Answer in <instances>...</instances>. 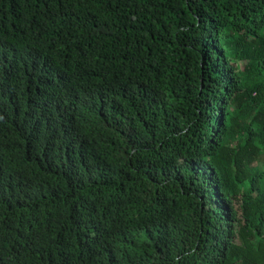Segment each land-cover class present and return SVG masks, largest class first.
<instances>
[{
  "label": "trees",
  "instance_id": "obj_1",
  "mask_svg": "<svg viewBox=\"0 0 264 264\" xmlns=\"http://www.w3.org/2000/svg\"><path fill=\"white\" fill-rule=\"evenodd\" d=\"M0 264H264V0H0Z\"/></svg>",
  "mask_w": 264,
  "mask_h": 264
}]
</instances>
